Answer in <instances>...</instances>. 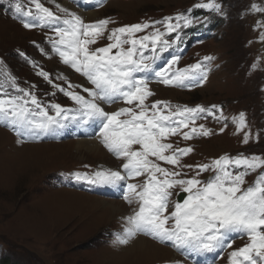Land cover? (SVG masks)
I'll return each mask as SVG.
<instances>
[{
    "label": "rangeland",
    "instance_id": "obj_1",
    "mask_svg": "<svg viewBox=\"0 0 264 264\" xmlns=\"http://www.w3.org/2000/svg\"><path fill=\"white\" fill-rule=\"evenodd\" d=\"M15 2L17 0H0V98H5V94L24 95L19 91L24 89L37 98L49 116H56L53 105L59 104L65 112L57 117L63 128L54 125V131L34 135H18L13 126L0 122V128L17 140H10L0 133L2 264H111V251L128 245L118 243L116 231L119 237L125 236L127 217L134 214L138 205L135 200L130 204L124 196L129 194L128 184L139 186L146 180V175L117 182L123 187L115 191L117 183H93L91 180L77 179L75 173L71 172L79 167L94 175L108 170L120 171L125 175L122 167L125 161L110 152L101 137L98 140L99 148L110 158L101 160L91 156L87 157L88 161H83L73 154L74 143L71 142H87V135L79 134L78 130L82 121L90 123L87 129L91 131L92 141L100 134L99 123L93 124V120L82 115L80 105L57 87L59 78L62 88L86 99L90 97L84 89L94 88L84 75L63 62L53 44L59 39L54 28L67 27L63 20L70 18L72 13L80 16L86 24L109 21L107 31L97 38L95 44L89 45L90 51L112 42L107 39L111 29L135 24L149 25L142 32L135 33V38L151 35L158 30L163 34L161 41L168 42L167 46L147 42L148 48L141 50L150 67L137 73V76L144 78L149 90L154 93L146 99L145 104L150 106L161 102L158 108L165 115L185 107H202L206 110L197 113L189 127L181 128L179 134L163 141L172 144L173 150H192L179 157L178 165L150 157L168 171L180 173L175 179L195 177L207 181L214 172L211 169L200 171L197 176L198 166L212 165L215 160L225 156L264 159V0H39L45 8L61 18L47 24L37 16L34 20L24 14L31 9L35 17L33 0H19L23 13L16 12ZM207 4H218L220 11L202 6ZM93 13L98 17H93ZM178 17H186L191 23ZM25 22L36 26L25 28ZM169 23L174 30L169 31ZM124 47L127 49L129 45ZM153 47L155 52L152 51ZM197 64L200 68L193 69L192 66ZM41 72L47 73L48 78L40 75ZM180 72H185L187 77L183 84L163 83L165 77L175 80ZM11 78L15 80L14 86ZM70 84L73 87L69 88ZM102 106L109 112L130 106L136 111L140 110L135 103L129 106L123 100ZM28 107L36 110L30 101ZM151 111L149 109V115ZM241 114L243 127L239 123ZM72 122L75 124L70 130ZM201 126L209 132L208 135L201 134ZM192 128H196L197 132L192 134L191 139L185 140L183 133H191ZM60 143L68 147H53ZM41 144H48L50 148L44 145L38 149L31 148ZM24 145L29 147L22 148ZM139 147L133 146L134 149ZM173 150L165 152V155H171ZM231 170L235 173L243 169ZM262 172L264 168H258L246 175L243 187L253 184ZM74 190L99 199L119 200L124 207L121 214L125 216H112L96 224L97 221L83 214L84 210L78 204L72 203L75 201L70 192ZM178 190L184 196L177 202L185 198L182 186L176 185L170 189L172 195L165 215L174 210ZM66 203L70 209H67ZM72 208L75 211L72 210V214L67 216ZM78 212L83 216L80 217ZM173 223L169 220L168 226ZM236 235L239 234L229 235V249L211 253L216 261L214 264H231V252L249 243L246 235ZM138 237L147 238L173 252L172 256L164 257L162 261L145 264H184V260L187 264H195L188 256L178 257L184 254L183 249H178L171 242H161L150 234L137 233L128 241ZM226 244L229 245L228 242ZM102 257L107 262L104 263Z\"/></svg>",
    "mask_w": 264,
    "mask_h": 264
},
{
    "label": "snow or ice",
    "instance_id": "obj_2",
    "mask_svg": "<svg viewBox=\"0 0 264 264\" xmlns=\"http://www.w3.org/2000/svg\"><path fill=\"white\" fill-rule=\"evenodd\" d=\"M33 3L36 15L44 24L61 19L39 3V0H33ZM202 6L220 11L218 4ZM14 8L17 13H23L19 0L15 2ZM61 11L68 12L67 9ZM24 14L34 15L31 9ZM178 19L191 23L186 17ZM63 23L67 27L54 28L56 36L59 37L53 41L54 47L63 62L84 75L94 88L84 89L90 97L86 99L78 93L66 91L58 85L57 87L80 105L79 111L82 115L99 122L102 143L110 152L125 161L122 164L125 175L120 171L108 170L96 172L94 177L76 173V178L91 179L93 183L116 184L126 178L146 175V180L141 185H127L129 194L124 199L130 204L135 200L138 208L133 215L127 217L125 236H118V243L127 244L129 238L143 232L161 242H171L178 249L210 253L222 249L226 242L230 246L229 235L238 233L246 235L249 243L231 252V264H264V172L253 184L243 187L246 175L258 168H264V159L225 156L215 160L212 165L198 166L197 176L200 171L211 169L214 172L207 181L195 177L175 179L180 173L170 172L150 159L156 157L160 161L178 165L179 157L192 150H173L172 144L163 141L169 136L179 134L181 128L189 127L197 113L206 111L202 107H185L165 115L158 108L161 102L157 101L150 106L145 104L146 99L154 93L149 90L147 81L137 76V73L150 67L141 50L148 48L147 42L153 45L163 43L167 46V41H161L163 34L157 30L151 35L135 38V33L142 32L149 27L148 24L114 28L107 37L111 43L90 51L89 45L95 44L97 38L107 31L109 21L86 24L80 16L72 13ZM35 26L24 23L25 28ZM168 29L172 31L174 26L169 23ZM124 45L129 47L126 49ZM152 51L155 52V47ZM192 68L199 69L200 65H193ZM40 75L48 78L47 73L41 72ZM186 78L185 72H180L175 80L165 77L163 83L183 84ZM11 79L14 86L15 80ZM71 87L73 85L70 84L69 88ZM19 91L24 95L5 94V98H0V122L13 126L18 135L54 131V125L63 127L57 117L65 110L59 104L53 105L56 116H49L34 95L24 89ZM118 100H123L128 105L135 103V107L140 110L121 107L117 111L109 112L102 106L114 104ZM29 101L38 111L28 107ZM149 109L152 110L151 115ZM239 123L241 127L244 126L243 114ZM200 131L203 135L209 134L203 130V126ZM196 132L197 129L192 128L191 133H183V138L191 139ZM247 142L246 137L245 143ZM134 145H139V149H134ZM169 150H173L172 154L165 155ZM232 168L243 170L234 173ZM176 185L182 186L186 196L182 202L175 203L174 210L169 215H165L169 208V197L172 195L169 190ZM169 220L174 221L171 226H168Z\"/></svg>",
    "mask_w": 264,
    "mask_h": 264
},
{
    "label": "bare ground",
    "instance_id": "obj_3",
    "mask_svg": "<svg viewBox=\"0 0 264 264\" xmlns=\"http://www.w3.org/2000/svg\"><path fill=\"white\" fill-rule=\"evenodd\" d=\"M90 12H92V11H90ZM93 17H98V15L94 14ZM73 122H75V121H73ZM97 123L98 122L93 121V124L97 125ZM74 124L75 123L70 124L71 125V127H69L70 130H72ZM88 125H90V123L87 124L86 121H82V123L79 124V126H78L79 134L87 135V142H84V141L83 142H71V143H74L73 147H72V145H69L70 147L73 148V154L76 155L80 159H84L83 161H88V160H86L87 157H91V156L97 157L98 159L101 158V160H103L105 158H110V156L104 150L99 148V147H101L99 145V141H98L100 135L97 138H95L93 141L91 140V138H90L91 131L87 129ZM0 133L2 135H4L6 138H8L10 140H15V142H17V140L14 137H12L11 134H9L7 131H5L1 128H0ZM42 145H44L47 148H50V145H48V144L33 145V147H31V148L38 149V148H41ZM61 145L63 146V148L68 147L64 143L54 144L53 147L54 148H62ZM27 147H29V145H24L22 148H27ZM67 191L69 192V190H67ZM71 192H70V194H72L71 197L75 201L72 203L78 204V206H80L84 210L83 214L88 215L90 218L94 219L95 222L97 221L96 224L103 223L105 221V219L107 220L112 216H117V217L118 216L119 217L125 216L124 214H121L124 207H123V204L121 202H119V200L111 201V200H106V199H99L95 196H91V195L86 194L84 192H78L75 190L71 191ZM71 197H70V199H72ZM65 198H66V195H65ZM73 200H71V201H73ZM70 204H71V202H70ZM69 205H68V207H69ZM73 208L71 209V212L70 211L67 212L69 214V215L67 214V216H70L72 214ZM98 208H100V209H98ZM67 209H70V207ZM67 209H64V210L68 211ZM64 210L62 212H64ZM73 211H75V210H73ZM77 211L78 210H76V212ZM76 212H73V214H75ZM64 215H65L64 217H66V213ZM79 216L81 217L83 215L80 214ZM82 220H84V219L82 218ZM93 224H95V223H93ZM127 244L128 245H126V247H124L122 249H119V250L113 249L111 251L112 254H110V256H109V262L111 264H145V262L162 261L161 259H163L164 257H169V256H172V254H173V252L169 248H166V247L161 246L157 243H154L151 240L144 238V237H140V238L138 237V239H136V240L128 241ZM207 256H208L207 252H195L194 258L198 264H202L205 259L207 260L209 258ZM102 259L105 260L104 263L107 262L105 257H102Z\"/></svg>",
    "mask_w": 264,
    "mask_h": 264
},
{
    "label": "trees",
    "instance_id": "obj_4",
    "mask_svg": "<svg viewBox=\"0 0 264 264\" xmlns=\"http://www.w3.org/2000/svg\"><path fill=\"white\" fill-rule=\"evenodd\" d=\"M1 262H2V261H0V264H2Z\"/></svg>",
    "mask_w": 264,
    "mask_h": 264
}]
</instances>
